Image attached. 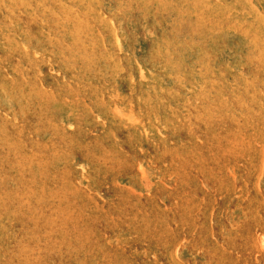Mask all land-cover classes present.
<instances>
[{
  "label": "rangeland",
  "instance_id": "obj_1",
  "mask_svg": "<svg viewBox=\"0 0 264 264\" xmlns=\"http://www.w3.org/2000/svg\"><path fill=\"white\" fill-rule=\"evenodd\" d=\"M0 264H264V0H0Z\"/></svg>",
  "mask_w": 264,
  "mask_h": 264
}]
</instances>
